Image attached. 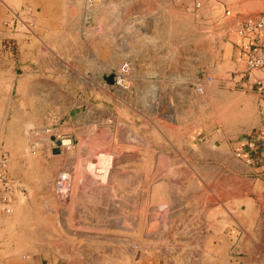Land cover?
<instances>
[{
	"label": "rangeland",
	"instance_id": "374dc122",
	"mask_svg": "<svg viewBox=\"0 0 264 264\" xmlns=\"http://www.w3.org/2000/svg\"><path fill=\"white\" fill-rule=\"evenodd\" d=\"M226 5L264 11V0H0L11 186L0 264H264V171L245 173L234 154L264 137V116L253 80L215 82L242 68L248 43L222 30ZM175 17L184 28L167 26ZM158 84L167 104L139 107Z\"/></svg>",
	"mask_w": 264,
	"mask_h": 264
},
{
	"label": "built area",
	"instance_id": "2783aa9c",
	"mask_svg": "<svg viewBox=\"0 0 264 264\" xmlns=\"http://www.w3.org/2000/svg\"><path fill=\"white\" fill-rule=\"evenodd\" d=\"M92 3L93 0H86ZM198 5V4H197ZM136 24L135 18H131L128 27H132ZM222 30L225 35H229L231 32H235L236 36L243 43L247 40V46L242 56V68H237L233 71L232 75L223 76L217 78L216 85L229 88L238 84V80L245 78L246 81L253 80V87L257 95L258 105L264 116V11L257 12L253 14H242L238 10L226 5L223 7V13L221 16ZM8 25V24H7ZM137 27V26H136ZM140 30V27H139ZM125 29H120L116 34V39L118 42L122 39V34ZM241 43V45H242ZM126 63H123L119 70H124ZM257 71L258 73H253ZM212 82V76L206 74L205 72L201 74V81L196 84L195 90L203 92L202 82ZM250 83V84H251ZM248 148L256 150L258 147H262L264 144V137L262 139L256 140V138H245ZM244 141V140H243ZM234 154L237 158L242 157V152L237 147L234 148ZM8 164V158H6V153L4 150L0 151V205H4L5 200H9L10 197V184H9V173L8 170L1 168L4 167L5 162ZM249 162V160H245ZM60 186V181H57Z\"/></svg>",
	"mask_w": 264,
	"mask_h": 264
},
{
	"label": "bare ground",
	"instance_id": "6f19581e",
	"mask_svg": "<svg viewBox=\"0 0 264 264\" xmlns=\"http://www.w3.org/2000/svg\"><path fill=\"white\" fill-rule=\"evenodd\" d=\"M126 1V0H125ZM172 18V17H171ZM146 21V20H145ZM157 21H159V18L155 15V16H151V17H149V19L146 21L147 23H146V29H148L149 30V32H150V36H153V34H154V28H155V25H156V22ZM139 25V27L140 28H142L143 26H144V24H141V26H140V24H138ZM169 25V27L170 28H172V29H175V28H178V29H181V28H184V26H185V20H182V19H180V18H178V17H175L174 18V23H173V21L172 20H168V24H167V26ZM127 28H128V26H127ZM125 34V32L122 34V38H123V35ZM121 41H122V39L118 42V43H121ZM117 72H115V74H116ZM109 75H112V77H113V74L112 73H110ZM124 78L122 77V78H120V77H115V82H114V84L113 85H117V86H122V80H123ZM45 84V83H44ZM45 85H47V83L45 84ZM120 92L119 93H127V89L126 88H121L120 90H119ZM118 93V94H119ZM125 95H127V94H125ZM129 95H127V97H128ZM130 97V96H129ZM142 97H144V96H142ZM149 99H145L146 101H147V103H146V101L145 100H143V98H141L140 100V104L138 105L139 107H141L142 105H145V109H147L148 111H151L152 113H154V112H156V111H158L159 110V108L160 107H162L161 105H160V102H163L164 101V103L165 104H167L166 103V101H165V97L163 96V91L161 90V88H160V85L158 84V86L156 85V87H152V91H151V95L148 97ZM168 98V97H167ZM219 100V99H218ZM143 101V102H142ZM167 101H168V99H167ZM169 102H170V100H169ZM168 102V103H169ZM227 103V101L226 100H224L223 98H220V101L219 102H217V104L218 105H222V106H225V104ZM170 104V103H169ZM222 108H225V107H222ZM221 113V116H224V113H222V112H227L226 110H223V109H220L219 110ZM168 116L169 117H171V115L172 114H170L169 112H168ZM240 115H243V112L242 111H240ZM173 116V115H172ZM27 136V135H26ZM64 147H65V149H70V147H69V144H70V140H68V139H61L60 141H59ZM23 194V193H22ZM109 205V203L107 204V206ZM104 205L102 206V207H100V210L99 211H103L104 210ZM99 214V213H98ZM100 224V223H99ZM98 225V224H97ZM101 226V225H100ZM101 227H103V226H101ZM101 229V228H100ZM39 230H41V228H40V226L38 227V230H36L35 232H33L34 233V235H40L39 237H41V232H39ZM45 230V229H44ZM44 232V231H43ZM32 233V232H31ZM30 233V235H32L33 236V233L31 234ZM35 237V236H34ZM37 237V236H36ZM38 238V237H37ZM40 239V238H39ZM42 240V239H41Z\"/></svg>",
	"mask_w": 264,
	"mask_h": 264
},
{
	"label": "crops",
	"instance_id": "0c3cea01",
	"mask_svg": "<svg viewBox=\"0 0 264 264\" xmlns=\"http://www.w3.org/2000/svg\"><path fill=\"white\" fill-rule=\"evenodd\" d=\"M236 147L241 150L242 157L238 158L249 170L245 173H254L256 171H264V144L262 147H258L256 150L248 148L246 140L237 144ZM249 160L246 162L245 160ZM136 264H158L153 258H142L138 260Z\"/></svg>",
	"mask_w": 264,
	"mask_h": 264
}]
</instances>
